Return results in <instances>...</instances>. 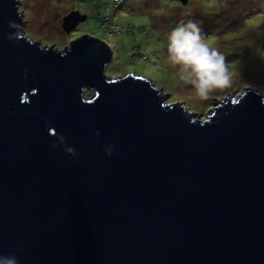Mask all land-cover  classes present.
<instances>
[{"label":"water","instance_id":"95a60500","mask_svg":"<svg viewBox=\"0 0 264 264\" xmlns=\"http://www.w3.org/2000/svg\"><path fill=\"white\" fill-rule=\"evenodd\" d=\"M24 24L0 0V257L264 264V94L232 89L201 118L147 77L107 76L106 41L58 48Z\"/></svg>","mask_w":264,"mask_h":264},{"label":"rangeland","instance_id":"374dc122","mask_svg":"<svg viewBox=\"0 0 264 264\" xmlns=\"http://www.w3.org/2000/svg\"><path fill=\"white\" fill-rule=\"evenodd\" d=\"M18 7L25 19L23 32L32 39L58 48L84 33L102 39L112 49L104 68L107 76L147 77L167 94V102L180 101L201 118L204 111L210 113L212 97L220 99L232 89L235 95L243 87L264 94V0H188L186 4L124 0L116 7L106 0H18ZM71 10L85 13L86 19L65 33L61 18ZM106 14L112 18L109 22L104 20ZM189 20L198 23L205 42L223 56L227 70V83L214 88L206 99L183 82L178 66L167 58L168 33ZM115 25L118 30L111 27ZM133 46L149 57L132 58ZM90 94L84 91L85 96Z\"/></svg>","mask_w":264,"mask_h":264},{"label":"clouds","instance_id":"9594fccd","mask_svg":"<svg viewBox=\"0 0 264 264\" xmlns=\"http://www.w3.org/2000/svg\"><path fill=\"white\" fill-rule=\"evenodd\" d=\"M167 58L202 99L228 81L223 56L209 47L200 26L192 20L178 23L168 33ZM0 264H16L15 257H0Z\"/></svg>","mask_w":264,"mask_h":264},{"label":"built area","instance_id":"2783aa9c","mask_svg":"<svg viewBox=\"0 0 264 264\" xmlns=\"http://www.w3.org/2000/svg\"><path fill=\"white\" fill-rule=\"evenodd\" d=\"M106 1H111L113 3V5L116 7V6H119L121 4H123V0H106ZM95 2V1H94ZM98 16L100 17V13H98ZM113 16V15H112ZM112 18H110L108 16V14H106L104 16V20L106 21H110ZM113 29H117L118 30V27L115 25V26H111ZM135 56L137 57H140L142 59H147L149 56L146 55V54H143V53H140L139 50H138V46H133L132 47V58H134ZM154 57H156V54H154Z\"/></svg>","mask_w":264,"mask_h":264},{"label":"trees","instance_id":"16d2710c","mask_svg":"<svg viewBox=\"0 0 264 264\" xmlns=\"http://www.w3.org/2000/svg\"><path fill=\"white\" fill-rule=\"evenodd\" d=\"M123 2H124V0H123Z\"/></svg>","mask_w":264,"mask_h":264}]
</instances>
